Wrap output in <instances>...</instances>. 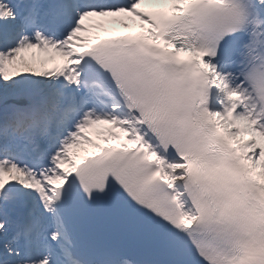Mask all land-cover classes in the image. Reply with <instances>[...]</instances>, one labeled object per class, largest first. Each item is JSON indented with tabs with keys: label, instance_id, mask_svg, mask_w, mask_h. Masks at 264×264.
<instances>
[{
	"label": "snow or ice",
	"instance_id": "obj_1",
	"mask_svg": "<svg viewBox=\"0 0 264 264\" xmlns=\"http://www.w3.org/2000/svg\"><path fill=\"white\" fill-rule=\"evenodd\" d=\"M147 2L0 0V264H264V0Z\"/></svg>",
	"mask_w": 264,
	"mask_h": 264
},
{
	"label": "rangeland",
	"instance_id": "obj_2",
	"mask_svg": "<svg viewBox=\"0 0 264 264\" xmlns=\"http://www.w3.org/2000/svg\"><path fill=\"white\" fill-rule=\"evenodd\" d=\"M146 3H149V2H147V0H146ZM102 19H104V21ZM89 23L91 25L90 31L88 33H86V34L90 36V35H93L95 33L94 37L96 35H98L100 32H106L107 29H111L112 27L119 26L120 28H125L122 23L113 22V18L93 17V18H90ZM125 23H128L131 26H133V24H134L133 21H125ZM28 55H31V53H29ZM37 57L38 58L40 57V54H39L38 51H37ZM62 59L63 58L57 56L56 62H62ZM46 66L48 68H51V67H54L55 66V63L50 61ZM97 127L98 126H94V128L90 129L88 134L91 136V138L93 140L99 141L104 136L108 135L107 132H101L100 129L111 127V125H101L102 128H100L99 130H97ZM239 139H241V140H247V139H249V137L246 134H242L239 137ZM91 146L92 145H84V146H82L79 149H74L73 151L80 153V152H83V151L88 150Z\"/></svg>",
	"mask_w": 264,
	"mask_h": 264
},
{
	"label": "bare ground",
	"instance_id": "obj_3",
	"mask_svg": "<svg viewBox=\"0 0 264 264\" xmlns=\"http://www.w3.org/2000/svg\"><path fill=\"white\" fill-rule=\"evenodd\" d=\"M150 4H152V3H150ZM150 4H145V5H150ZM136 23H139L140 24V22L137 20V21H135ZM136 27H139V25H136L135 26V28ZM124 30H126V29H121L119 26H117V27H112L111 29H107V32L106 33H103V34H111V35H115V34H117L118 32H122V31H124ZM95 35V34H94ZM94 35H91V37H93L94 38ZM100 128H102L101 127V125H99L98 127H97V130H99ZM98 142H103V140H99ZM93 150V146H91L89 149H88V151L87 152H91ZM80 155H84V154H86V152L85 151H83V152H80L79 153Z\"/></svg>",
	"mask_w": 264,
	"mask_h": 264
}]
</instances>
